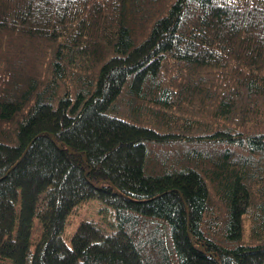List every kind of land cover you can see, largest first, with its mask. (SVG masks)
Masks as SVG:
<instances>
[{
	"label": "trees",
	"instance_id": "1",
	"mask_svg": "<svg viewBox=\"0 0 264 264\" xmlns=\"http://www.w3.org/2000/svg\"><path fill=\"white\" fill-rule=\"evenodd\" d=\"M0 261L264 264V0H0Z\"/></svg>",
	"mask_w": 264,
	"mask_h": 264
},
{
	"label": "rangeland",
	"instance_id": "2",
	"mask_svg": "<svg viewBox=\"0 0 264 264\" xmlns=\"http://www.w3.org/2000/svg\"><path fill=\"white\" fill-rule=\"evenodd\" d=\"M89 203H92V204H90L91 208L90 209H89V207L85 208L84 212L85 213H90V211H91L92 212V216L91 215L90 216L93 219H97V214L102 216V213H101L102 210L101 209L104 208L106 205H104L103 203H101L98 200H92ZM95 210H96L97 213L95 212ZM70 224L72 225V227L68 228V233H72L73 229L76 227L75 225L77 224V222L71 221ZM71 235L72 234H67L66 235V240H67L68 243L70 242ZM0 264H2L1 261H0Z\"/></svg>",
	"mask_w": 264,
	"mask_h": 264
}]
</instances>
